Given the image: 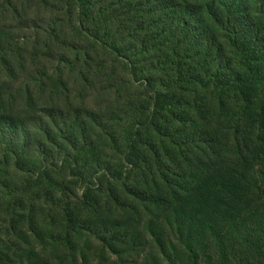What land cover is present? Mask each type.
I'll return each instance as SVG.
<instances>
[{
  "label": "trees",
  "instance_id": "trees-1",
  "mask_svg": "<svg viewBox=\"0 0 264 264\" xmlns=\"http://www.w3.org/2000/svg\"><path fill=\"white\" fill-rule=\"evenodd\" d=\"M0 9V264H262L264 0Z\"/></svg>",
  "mask_w": 264,
  "mask_h": 264
},
{
  "label": "rangeland",
  "instance_id": "rangeland-1",
  "mask_svg": "<svg viewBox=\"0 0 264 264\" xmlns=\"http://www.w3.org/2000/svg\"><path fill=\"white\" fill-rule=\"evenodd\" d=\"M51 1L53 4H56L62 0H49ZM52 5V4H51ZM24 8H26V5L24 6ZM23 9H19L17 11V13H13V14H8V17L5 21H0V33L1 32H5V33H11L14 30V22L10 21V17L11 16H17L19 14H22ZM27 13L31 16L33 15H38L41 17H45L46 13L44 12V7L41 6L40 8L36 7L34 4H32L31 8L27 10ZM4 14H2V11L0 9V18H2ZM32 30H25L23 32H25L28 35H32L31 33ZM40 52L42 55H44V44H41L40 46ZM41 55V56H42ZM40 60L44 61V58H40ZM32 242V240L30 239V243ZM243 241L241 240V243ZM19 245V247H21L23 252H26V249L23 246V243H17ZM259 247H261V250H264V243L261 242ZM252 245L250 244V248L248 250V252L245 251H241V250H237L235 253H233L234 256L229 258V262H232L234 264H257L258 258L255 255V253L252 250ZM78 249L80 252H82L84 254V258H80V264H120L118 261H116L115 259L111 258V257H107L105 260L99 258L100 256V247L98 246L97 243L93 242L90 246L87 245L85 243V241H80L78 243ZM245 249V248H243ZM213 248L210 252V258H205L202 259L200 264H219L220 258L218 256H216L213 252ZM96 256H98V258H95ZM233 258V259H232ZM86 261V262H85ZM151 259L150 257H148V254L144 255V257H141V259L136 260L135 262H133L132 264H151ZM262 264H264V261H262Z\"/></svg>",
  "mask_w": 264,
  "mask_h": 264
}]
</instances>
